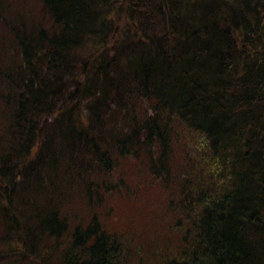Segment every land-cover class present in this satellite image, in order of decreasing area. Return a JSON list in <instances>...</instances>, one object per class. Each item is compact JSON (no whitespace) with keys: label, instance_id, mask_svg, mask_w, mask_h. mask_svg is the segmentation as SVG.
Wrapping results in <instances>:
<instances>
[{"label":"trees","instance_id":"trees-1","mask_svg":"<svg viewBox=\"0 0 264 264\" xmlns=\"http://www.w3.org/2000/svg\"><path fill=\"white\" fill-rule=\"evenodd\" d=\"M0 43V264H264V0H0Z\"/></svg>","mask_w":264,"mask_h":264},{"label":"rangeland","instance_id":"rangeland-1","mask_svg":"<svg viewBox=\"0 0 264 264\" xmlns=\"http://www.w3.org/2000/svg\"><path fill=\"white\" fill-rule=\"evenodd\" d=\"M0 45H1V43H0ZM206 63H208V65H211V62H206ZM197 64H200V63H197ZM181 64L179 63V66H180ZM183 67V66H182ZM178 71V70H177ZM168 85L170 84V83H167ZM194 85H189L188 83H185L184 85L183 84H177V88H178V90H180V93H177V95H175V93H174V96H176V97H178L177 98V100H178V102L179 103H181V99H183V98H185V99H188V97L189 96H192L193 94H195V92H188V90H191V88L193 87ZM167 88H168V86H167ZM183 88H186L187 89V92H185L184 93V89ZM167 91L169 92V93H172L170 90H168L167 89ZM194 99L198 102V101H200L201 100V97L200 96H194ZM262 164H263V166H264V161H262ZM259 170H257V171H254V173L252 174V177H251V179L249 180V182H248V184L247 185H249V187H250V190H251V192L254 194V191H255V185L258 187L259 186V181H258V179L256 178L257 177V174H259L260 172H258ZM259 178V177H258ZM254 197V195L253 196H247L243 201H240L239 203H240V207H241V209L242 208H250L251 207V205H250V203L248 202V199H251V198H253ZM242 199V198H241ZM253 199H255V198H253ZM253 199H251L250 201H253ZM254 204V203H253ZM252 204V205H253Z\"/></svg>","mask_w":264,"mask_h":264}]
</instances>
